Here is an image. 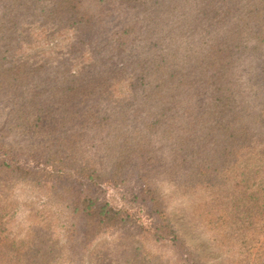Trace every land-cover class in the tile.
I'll return each instance as SVG.
<instances>
[{
  "label": "trees",
  "instance_id": "1",
  "mask_svg": "<svg viewBox=\"0 0 264 264\" xmlns=\"http://www.w3.org/2000/svg\"><path fill=\"white\" fill-rule=\"evenodd\" d=\"M50 1L46 9L41 6L45 21L76 29L80 46L88 44L90 40L86 39L100 40L103 35L102 43L109 44L108 53L113 55L122 51L129 54L130 32L144 34L151 10L154 13L169 0H8L9 11L0 17V36L5 34L0 41L4 39L6 46L0 50V94L14 90L16 95L6 128L34 143L16 147L0 140V264H51L56 253L47 219L35 218L22 236L8 229L7 223L17 212L10 199L17 183L45 187L39 180L42 178L49 186L46 189H50L52 204L64 202V213L74 219L69 224L64 251L75 260L83 256L87 241L98 229L122 219L108 202H99L92 196L97 179L122 183L129 168L134 171L140 184L139 195L156 223H167L157 179L172 181L175 188L198 196L200 191L202 197L194 211L211 229L214 243L234 252L235 264H264V72L253 75L252 85L258 87L253 97L263 94L257 109L251 106L252 101L244 100L245 94L234 80V65L243 57L264 61V0H252L247 15L234 18L237 0L202 1L196 14L188 8L187 20L181 26H199L202 6L209 25L227 28L214 45L196 44L199 34L193 33V40L186 34L179 37L172 26L167 39L172 43L166 56L153 55L147 62L145 53L137 52L138 96L154 109L144 126L153 134L159 130L164 139L163 154L151 145L157 143L154 140L131 137L124 140L127 147H121L100 139L106 130L114 132L112 139H119L127 131L124 117L133 99L110 112L109 121L103 113L113 97L111 83L116 73L99 82H81L76 76L67 86L56 88L48 79L40 81L36 68L8 61L6 53L15 40L12 27L16 23L12 18L17 7L35 8L38 3ZM219 2L225 8L224 14L217 10ZM131 10L143 14L144 23L136 13L129 16L126 11ZM116 13L125 15L123 26L109 34L102 30L103 24H108ZM151 23H157L155 16ZM242 35L248 37L246 44ZM230 40L233 43L225 44L223 50V43ZM204 88L212 90L213 96L194 112L188 103ZM180 98L186 99L185 105ZM175 110L186 116L181 128L186 132L181 139L172 134L171 114ZM84 147H97L103 153L106 164L101 173L89 161ZM22 153L29 159L38 157L44 168L20 167L16 158ZM64 175L68 179L76 175L75 185L61 184L59 178ZM51 177L56 180L49 181ZM32 214L28 211L27 216ZM171 233L176 240L175 231ZM74 237L77 240H71ZM96 259L102 264H162L159 259L142 256L137 244H117L109 252L100 251Z\"/></svg>",
  "mask_w": 264,
  "mask_h": 264
},
{
  "label": "rangeland",
  "instance_id": "2",
  "mask_svg": "<svg viewBox=\"0 0 264 264\" xmlns=\"http://www.w3.org/2000/svg\"><path fill=\"white\" fill-rule=\"evenodd\" d=\"M156 2L158 0H152ZM207 0H169L160 4L152 13L151 21L145 27V33H131L129 35V44L132 50L128 53L115 52L109 54V44L102 43L103 35L100 40L93 38L88 44L80 46V37H77V30L67 26H59L49 21H45L44 13L41 6H50V3H38L35 8H18L15 10L16 15H13L12 22L16 23L12 29L15 33L12 35L15 40L7 51L8 61H16L25 63L29 68H36V75H41L40 81L51 82L52 86L62 88L76 76L81 82L88 80L103 81L106 75L116 73L111 83L113 97L110 103L107 102V108L104 110V116L109 121L111 116L118 107L122 104L131 101V107L127 116L124 117L127 123V131L121 134L119 139H112L113 131H104L101 140H107L108 143H118L121 147H127L129 138L133 140L141 138L144 141L154 140L157 143L151 144L160 154H163L164 143L163 137L156 129L153 134L145 127V120L152 115L153 107L150 102L140 101L138 90L136 87L138 76L136 75L137 67H139V50L145 53L144 61H149L151 56H166L170 52L171 40L167 39L171 36V28L173 26L175 34L179 37L186 34L190 40V36L199 34L200 37L195 39L196 44L205 43L208 46L213 44L223 36L227 30L223 27L209 25L207 16L202 10L201 16H198L199 26L191 28L190 25L181 26L187 20L188 8L194 9L197 13L199 4ZM225 1V0H223ZM252 0H237L236 11L234 17L247 15ZM221 2L218 3L220 5ZM9 7L8 0H0V17L7 12ZM41 10V11H40ZM219 14H224L225 8L220 5L217 9ZM9 11V10H8ZM129 16L136 13L135 10L126 11ZM155 16L156 24L151 23ZM220 17V16H219ZM125 15L120 13L113 14L108 24H103L109 34L120 30L123 26ZM137 18L144 23L145 16L137 15ZM144 18V19H143ZM137 20V19H136ZM159 25V26H158ZM199 27V28H198ZM192 29V32L189 33ZM4 32L1 36H4ZM0 36V37H1ZM244 36V35H242ZM245 44L247 43V36ZM79 38V39H78ZM86 37H83V39ZM233 43L232 40L223 43ZM4 39L0 41V50L5 49ZM154 47V48H153ZM155 52V54H154ZM181 54L184 51L179 50ZM12 58V59H11ZM169 57H167V61ZM236 84H239L245 94V99L252 101L251 106H256V109L262 103L263 94L254 98L253 93L257 92V85L253 84V75L264 72V61H259L256 57H243L240 62L235 63ZM252 86V87H251ZM16 91H7L0 94V140L8 145L26 146L34 143L27 136H17L6 128L8 118L13 109V102ZM196 98L192 99L188 106L194 112L200 109L202 102H206L212 95V90L204 88L196 92ZM111 97V96H108ZM181 99V98H180ZM181 99L182 104L185 105ZM183 111L175 110L171 114L172 126L174 130L172 134L176 138H184L185 130L181 129L185 123ZM104 120V119H103ZM149 122L152 119H147ZM83 133V129H81ZM88 134V132L86 133ZM127 140V141H124ZM84 152L87 153L89 161L101 173V169L105 166L106 161L103 158V153L97 147H84ZM22 152V151H21ZM25 154V153H24ZM38 158V157H37ZM29 159L27 155H17L18 165L20 167L28 166L30 168H44L39 159ZM72 169H75L74 167ZM41 177V176H40ZM73 175L70 179L67 176L59 178L61 184L75 185ZM37 186L36 184L17 183L13 188L10 199L15 204L16 215L7 223V227L11 232H15L18 236L25 233L27 226L35 221V218L46 221V225L50 226L51 244L56 245V253L51 261V264H102L96 259L100 251L109 252L122 243L130 245L136 244L140 246V253L146 258L153 261L159 259L162 264H235L233 262L235 253L216 245L211 239V229L203 223L201 217L195 213V206L202 195L199 191V196L193 191L186 189L175 188L172 181L167 179H157L158 193L161 196L162 203L166 207L167 223H156L153 220V215L148 204L139 195L140 184L136 179L133 169L124 174V181L116 184L111 180H98L93 186L92 196L99 202H108L109 206L116 212L119 211L121 220L117 224H107L103 228L98 229L95 235L87 241L83 256L79 259L71 260L64 251L65 242L69 235V224L74 220L64 213V202L57 205L51 202L50 189H46V185ZM56 178L51 177L49 181H54ZM18 185V186H17ZM17 186V187H16ZM137 195V196H136ZM28 211H32L31 217L27 216ZM51 211V212H50ZM61 217V220L59 219ZM65 225H61V224ZM76 230V229H75ZM171 231H175L177 239L172 237ZM77 232V231H76ZM71 240H77L76 237ZM82 242H84L82 240ZM86 242V241H85ZM84 242V243H85ZM84 257V258H83Z\"/></svg>",
  "mask_w": 264,
  "mask_h": 264
}]
</instances>
